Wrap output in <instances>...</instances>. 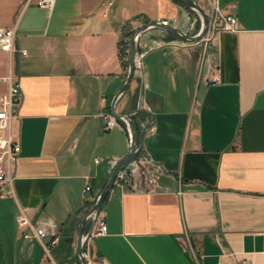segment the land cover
Listing matches in <instances>:
<instances>
[{"label":"crops","instance_id":"1","mask_svg":"<svg viewBox=\"0 0 264 264\" xmlns=\"http://www.w3.org/2000/svg\"><path fill=\"white\" fill-rule=\"evenodd\" d=\"M192 1L210 16L212 0ZM214 2L235 32L205 45L151 29L138 41L143 57L114 112L129 116L137 156L151 165L123 189L113 184L98 212L105 234L82 246L87 264H264V0ZM148 23L189 36L200 27L173 0H54L48 11L0 0V27L15 29L14 52H0V102L8 74L19 91L0 264H79L80 220L129 152L127 124L109 111L127 72L118 47ZM102 114L118 126L104 132ZM20 213L57 225L51 263L23 239Z\"/></svg>","mask_w":264,"mask_h":264},{"label":"built area","instance_id":"2","mask_svg":"<svg viewBox=\"0 0 264 264\" xmlns=\"http://www.w3.org/2000/svg\"><path fill=\"white\" fill-rule=\"evenodd\" d=\"M23 7L32 4L36 8L43 10H50L54 4V0H21ZM192 1V0H190ZM162 24V23H161ZM162 25H165L164 23ZM235 32L236 20L231 16H222L216 6L214 0H212L211 14L208 17V28L205 36L201 41L207 45L217 32ZM14 34L13 28H1L0 27V52L6 54L10 58L14 52ZM138 47V43H137ZM18 55L25 56V50H18ZM133 58V64L138 68L140 60L143 57L142 52L135 53ZM198 69L206 66V74L208 80L211 83L217 80V68L211 64L208 58L199 59ZM3 82L7 86L5 96L0 102V197L3 195H11V182H12V170L15 161L19 154V145L13 138L11 132L12 121L16 118V107L19 103V91L14 84L12 77L8 74ZM101 120L103 121L102 130L104 132L110 131L118 126L115 119L108 114H102ZM128 132V131H127ZM96 163V160L94 161ZM151 165V162H147L144 158L136 157L131 163L123 167L116 175L113 184L123 189L126 184L132 181L135 177L139 176L143 169ZM8 191L5 192V188ZM89 191V187L85 186L81 191V199H84V195ZM89 229L84 233V239L91 236L105 234L106 227L101 219H99L98 212L92 215L89 220ZM18 229H25L26 233L23 234V239H33L39 246L43 261L46 260L51 263L49 250L53 247L59 239L58 227L50 220H37L35 222H29L22 213L16 220ZM262 252L264 253V243L262 246ZM41 262L40 264H42Z\"/></svg>","mask_w":264,"mask_h":264},{"label":"water","instance_id":"3","mask_svg":"<svg viewBox=\"0 0 264 264\" xmlns=\"http://www.w3.org/2000/svg\"><path fill=\"white\" fill-rule=\"evenodd\" d=\"M182 6L186 7L190 11L194 12L197 17L200 20V27L198 32L195 35L189 36L181 31H179L176 28L170 27V26H165L159 23H148L141 28H138L131 36L129 43H128V48H127V72H126V77L124 80V83L120 90L117 92V94L114 96V98L111 101L109 111L110 114L113 118L118 119V120H123L126 122L127 127H128V134H129V152L127 155L119 160L114 166L112 167L108 178L106 180L105 185L103 186L102 190L99 192L97 197L95 198V201L92 205V207L84 214L82 219L80 220L78 230H77V238H76V255L79 261V264H87V261L83 255L82 251V246L85 241L84 239V228L85 224L89 220V218L92 215H95L101 206V203L109 193L110 189L113 186L114 179L117 175V173L126 165L131 163L138 155V152L140 150L139 147H135L134 140L132 138V127H131V122L129 120V116H120L118 114H115L114 112V104L117 100V98L124 92V90L127 88V85L129 84L132 72H133V58L136 53L137 49V43L140 39V37L147 32L148 30L151 29H156L160 30L162 32H165L174 38L180 40L181 42L184 43H196L199 42L206 34L207 28H208V17L207 14L204 12V10L197 5L195 2L190 1V0H173ZM138 113H141L140 111H137ZM147 128V126H146Z\"/></svg>","mask_w":264,"mask_h":264},{"label":"trees","instance_id":"4","mask_svg":"<svg viewBox=\"0 0 264 264\" xmlns=\"http://www.w3.org/2000/svg\"><path fill=\"white\" fill-rule=\"evenodd\" d=\"M127 37H129V34L127 35ZM126 43L125 44L123 43L122 45H119L118 47V55L119 57H121V63L125 69H126V64H127V44Z\"/></svg>","mask_w":264,"mask_h":264},{"label":"rangeland","instance_id":"5","mask_svg":"<svg viewBox=\"0 0 264 264\" xmlns=\"http://www.w3.org/2000/svg\"><path fill=\"white\" fill-rule=\"evenodd\" d=\"M201 41V40H200ZM2 197V196H1ZM99 212V211H98Z\"/></svg>","mask_w":264,"mask_h":264}]
</instances>
